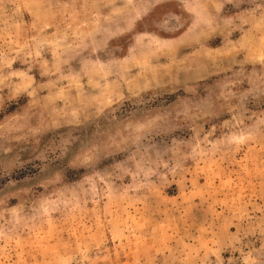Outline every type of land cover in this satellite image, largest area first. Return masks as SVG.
<instances>
[{
    "label": "rangeland",
    "instance_id": "1",
    "mask_svg": "<svg viewBox=\"0 0 264 264\" xmlns=\"http://www.w3.org/2000/svg\"><path fill=\"white\" fill-rule=\"evenodd\" d=\"M0 264H264V0H0Z\"/></svg>",
    "mask_w": 264,
    "mask_h": 264
}]
</instances>
